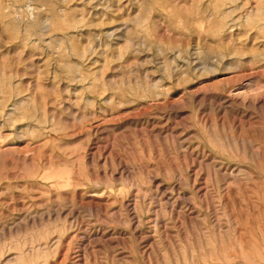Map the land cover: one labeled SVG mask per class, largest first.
Returning <instances> with one entry per match:
<instances>
[{
	"label": "rangeland",
	"instance_id": "obj_1",
	"mask_svg": "<svg viewBox=\"0 0 264 264\" xmlns=\"http://www.w3.org/2000/svg\"><path fill=\"white\" fill-rule=\"evenodd\" d=\"M0 264H264V0H0Z\"/></svg>",
	"mask_w": 264,
	"mask_h": 264
}]
</instances>
